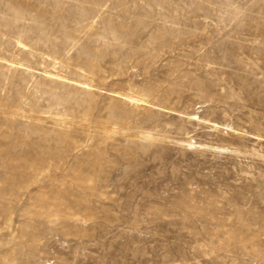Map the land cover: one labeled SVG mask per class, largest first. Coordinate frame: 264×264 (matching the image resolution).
I'll return each mask as SVG.
<instances>
[{"label":"rangeland","instance_id":"1","mask_svg":"<svg viewBox=\"0 0 264 264\" xmlns=\"http://www.w3.org/2000/svg\"><path fill=\"white\" fill-rule=\"evenodd\" d=\"M0 264H264V0H0Z\"/></svg>","mask_w":264,"mask_h":264}]
</instances>
